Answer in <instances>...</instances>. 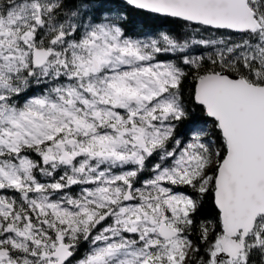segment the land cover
<instances>
[{"label": "snow or ice", "instance_id": "1", "mask_svg": "<svg viewBox=\"0 0 264 264\" xmlns=\"http://www.w3.org/2000/svg\"><path fill=\"white\" fill-rule=\"evenodd\" d=\"M0 264H264V0H0Z\"/></svg>", "mask_w": 264, "mask_h": 264}, {"label": "trees", "instance_id": "2", "mask_svg": "<svg viewBox=\"0 0 264 264\" xmlns=\"http://www.w3.org/2000/svg\"><path fill=\"white\" fill-rule=\"evenodd\" d=\"M146 24H151V21H149L144 15L131 14L127 21L129 29L134 31L142 30ZM192 115L197 118H202V113H200L199 110H196ZM205 213L208 215V218H212L214 211L206 204Z\"/></svg>", "mask_w": 264, "mask_h": 264}]
</instances>
